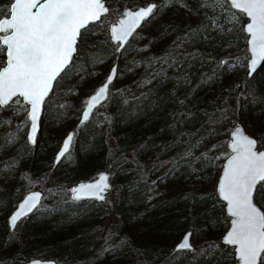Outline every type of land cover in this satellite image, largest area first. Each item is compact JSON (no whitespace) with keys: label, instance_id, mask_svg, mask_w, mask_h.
I'll use <instances>...</instances> for the list:
<instances>
[{"label":"trees","instance_id":"16d2710c","mask_svg":"<svg viewBox=\"0 0 264 264\" xmlns=\"http://www.w3.org/2000/svg\"><path fill=\"white\" fill-rule=\"evenodd\" d=\"M146 1L104 0L108 13L81 30L71 65L45 97L36 143L21 135L0 151V167L10 166L8 177L0 173V213L28 187L43 193L37 209L15 228L0 216V264L35 255L50 256L55 264L235 263L232 247L220 240L229 216L215 181L228 152L232 119L246 116L242 126L264 145V60L250 75L245 68L234 78L228 74L222 60H231V53L247 56L244 16L237 12L233 32L220 38L212 19L216 14L224 19L228 12L200 8V0H183L187 7L152 0L163 6L116 51L108 23L124 6ZM8 4L0 0V13L6 14ZM229 41L233 45L227 48ZM114 60L117 75L107 98L87 121L76 123L88 88L75 97L69 91L99 62L108 68ZM223 75L229 80L224 88L218 85ZM65 120H71L73 140L61 161L51 165L54 147L68 128L60 126ZM39 146L47 157L37 166ZM100 169L109 172L115 187L114 210L105 195L104 200L69 195L72 183ZM253 199L264 203V182ZM187 228L192 250L174 253L176 235Z\"/></svg>","mask_w":264,"mask_h":264},{"label":"snow or ice","instance_id":"6c2138e0","mask_svg":"<svg viewBox=\"0 0 264 264\" xmlns=\"http://www.w3.org/2000/svg\"><path fill=\"white\" fill-rule=\"evenodd\" d=\"M166 2L187 7L183 0ZM162 6L149 4L138 10H125L123 18L110 29L111 39L118 42L116 51L123 49L142 22ZM198 6L213 11L222 9L228 12L230 22H238L237 12L248 18L241 30L249 36V67L254 71L264 60V0H200ZM108 11L104 0H9L6 14L0 13L4 17L0 18V53L5 57L4 63L0 64V108L10 106L13 98H23L25 124H30L29 142L36 143L41 106L52 90L53 82L71 65L81 30L90 23L101 21ZM212 23L220 27L216 19H212ZM227 63L222 60L220 65ZM116 75L117 69L113 67L104 83L86 99L84 121L107 98ZM19 111L17 109V115ZM14 136L15 133L10 134V139ZM72 140L73 134L69 133L56 156L57 164L69 151ZM258 143L241 126L233 128L229 142L231 155L217 185L218 194L227 203V212L232 217L231 228L223 242L235 246L239 264H264V211L253 202L258 183L264 182V151L257 150ZM185 155H191V152ZM204 158H207L206 154ZM24 179L29 185L34 183L27 176ZM109 187L107 174L101 173L94 182L82 183L70 192L73 200L85 197L104 200L103 193ZM41 199L40 192L26 195L9 218L11 227L15 228L18 221L37 209ZM191 235L186 233L173 252L192 250ZM105 251H115V248ZM33 264L40 262L33 261Z\"/></svg>","mask_w":264,"mask_h":264},{"label":"rangeland","instance_id":"374dc122","mask_svg":"<svg viewBox=\"0 0 264 264\" xmlns=\"http://www.w3.org/2000/svg\"><path fill=\"white\" fill-rule=\"evenodd\" d=\"M123 7V6H122ZM202 8V7H200ZM213 19H216L217 24L220 26L219 28H217L215 25L212 24L213 28L215 29V31L217 32L218 36L220 38H222L225 34L231 35L232 28L233 26L236 24V22H230L228 20V13L225 15V18L222 19L220 18V16L218 14H216L214 16ZM142 26H140L139 28H142ZM222 29V30H221ZM230 29V30H229ZM92 33H97V31H93ZM233 42L229 41V44L226 45L227 48L232 47ZM237 54H230L231 56V60L228 61V63L226 64V67L228 68V74L232 75V77H236L244 68H245V57H236ZM1 64V61H0ZM103 63L102 61L99 62V66L98 69L92 73H90L79 85H77V87L71 89L68 93L69 97H75L76 94L78 92H82L85 89L88 88L87 92L90 91L94 85L96 83H98L106 69H107V64ZM227 81H229L227 78H225V76H220L219 80H218V85H220L222 88H224L227 85ZM86 92V93H87ZM84 99V97H83ZM18 101V102H16ZM24 106H25V102L20 98H13V102L10 104V106H7L5 108H0V121H3V123H0V151L1 153H5L8 146H11V142H14L15 140H19V138L21 137V135H24L25 133V129H26V124H25V112H24ZM17 109H19V114L17 115ZM252 119L255 118V115L252 114ZM227 114H225L223 116V118H226ZM246 116H244L243 119H245ZM242 118H236V119H232V123L233 125L238 122L241 123L242 121H244ZM71 123V120H65L63 121L60 126L61 127H69V124ZM11 132L15 133L14 138H6L5 139V135L9 134ZM56 147V146H55ZM54 147V148H55ZM38 152L35 153L34 155V159H35V165L40 166L41 164L45 163L46 160V152L44 150L43 147H37ZM4 151V152H3ZM27 155L24 154L23 157H25ZM20 158V157H18ZM9 164H3L0 167V173L4 176V177H8L9 176ZM97 170H95L93 172L92 175H94L96 173ZM105 196L108 197L109 202L112 204V209L114 210V204H115V200H116V191H115V187H109L106 192H105ZM258 205L261 207V209L264 211V203H258ZM1 211H4L3 209ZM7 211L1 212L0 216L3 214V216H5ZM180 236V233L176 235L175 240ZM191 240V239H190ZM228 264H230L229 261H227Z\"/></svg>","mask_w":264,"mask_h":264},{"label":"water","instance_id":"95a60500","mask_svg":"<svg viewBox=\"0 0 264 264\" xmlns=\"http://www.w3.org/2000/svg\"><path fill=\"white\" fill-rule=\"evenodd\" d=\"M104 3H105V2H104ZM149 4H155V2L152 1V0H149V1H146V2H143V3L136 4V5H134V6H129V5L124 6V7L121 9L120 14H119L114 20H112V21H110V22L108 23V25H107L108 38H109L112 42L116 43V48H117V44H118V42L113 41V40L111 39V32H110L111 27L114 26L115 24H117L118 21H119L121 18H123V17H122V13H123L125 10H138L139 8H141V7H146V6L149 5ZM105 6L107 7L106 3H105ZM0 18H4V17L1 16ZM247 20H248V18H247L246 16H244V20H243V22H242V28H243V26L246 24ZM243 32L245 33L244 43H245V49H246V52H247V56H246V59H245V71H246V74H247V75H250L249 73H250V72L253 73V72H254V71H255V70H256V69L262 64L263 60L260 61V63L257 65V67H256V69H255L254 71H251V69H250V67H249L250 62H251V52L249 51V47H250V46H249V44H248L249 36H248V34L246 33V31H243ZM3 55H4V54H3ZM4 61H5V57H4L3 62H2L1 64H3ZM116 66H117V62H116V60L112 61V62L110 63V65L108 66L106 72L104 73L103 78H102L98 83H96V84L94 85V87H93L90 91H88V92L85 94L84 99H83V102H82V105H81L80 110H79V113H78V117H77V119H76V123H79V122L84 121V120H83V112L86 110V104H85L86 99L89 98L91 95H93L94 92H95V90H96L100 85H102V84L104 83L106 77L109 75V73L111 72L112 68H113V67L116 68ZM21 99L23 100V98H21ZM41 108H42V106H41ZM40 114H41V113H40ZM237 125H238V126H241L242 129L244 130V132H245L248 136H250V137H252V138H255L252 134H250L248 131H246V130L244 129V127L242 126L241 123H238V122H236L234 125H232V127H231V128L229 129V131H228V136H227L226 141H225V145H226V148H227L228 152L226 153V155L224 156V158H223V160H222V162H221V165H220L219 171H218V173H217L216 181H215V191H216V194H217L218 198H219V199L222 201V203H223V208H224V211H225L226 214H228V212H227V203H226L225 201H223L222 197L219 196L218 191H217V185H218V181H219V179L221 178V176H222V174H223V169H224V166H225L226 163H227V159H228L229 155H231V148H230V146H229V142H230V133H231V131L233 130V128H234L235 126H237ZM38 127H39V122H38ZM29 130H30V124L26 125L25 134H24V135H25V138H26V140H27V142H29V141H28V133H29ZM73 132H74V131H73V128L68 127V128L62 133V135H61V137H60V139H59V142L57 143V145H56V147H55V149H54V151H53V153H52V157H51V165H55V164H56V162H55V161H56V156H57L58 152H59L60 150H62V146H63V142H64L65 138L67 137V135H68L69 133L73 134ZM29 143H31V142H29ZM70 145H71V144H70ZM70 145H69V148H70ZM257 150H258V151H264V145H263V146H258V145H257ZM101 173L107 174V176H108V184L110 185L109 172H108L107 170H105V169H100V170L96 171V173H95L94 175H92V176H90V177H87V178L78 179V180H76L74 183H72V184L69 186V195H70V197L72 198V194H71V192H70V189H72L73 187H77L78 185H80V184H82V183H83V184H87V183H92V182H94V181L96 180V178H98L99 174H101ZM30 192H40L41 195H43L42 190H41L40 188L36 187V186L28 187V188H26L25 190H23L22 193L20 194V196L15 200L14 204L12 205V207L9 208V209L7 210V212H6V214H5V217H4V218H5V222H6L7 227H8L9 229H13V228L11 227L10 223H9V218H10V216H11V215L17 210L18 205L23 201V199L25 198V196L28 195ZM105 192H106V191H105ZM103 195H105V193H103ZM85 198H92V197H85ZM93 199H95V198H93ZM96 200H98V199H96ZM253 202H254V203H255V204L261 209V207H260V206L254 201V199H253ZM261 211H263V210L261 209ZM228 216H229V217H228L227 225H226V227L223 229V231H222L221 234H220V240H221L222 242H223V237H224V235H225L226 232L229 231L230 228H231V219H232V217H231L229 214H228ZM189 232H191L189 228H187V229H185L184 231H182V233L180 234V236H179V237L176 239V241L173 243L171 250H174L175 247H176V245H177V244L183 239L184 235H185L186 233H189ZM223 243H224V242H223ZM190 244L192 245L191 240H190ZM230 246L232 247L233 257L235 258V263H234V264H239L238 255H237V253L235 252V246H233V245H230ZM33 261H39L40 264H55L54 259H53L52 257H50V256H36V255H35V256H29L28 258L22 260L19 264H33Z\"/></svg>","mask_w":264,"mask_h":264}]
</instances>
